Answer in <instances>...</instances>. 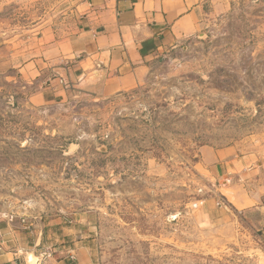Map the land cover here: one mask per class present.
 I'll return each instance as SVG.
<instances>
[{
    "label": "rangeland",
    "instance_id": "1",
    "mask_svg": "<svg viewBox=\"0 0 264 264\" xmlns=\"http://www.w3.org/2000/svg\"><path fill=\"white\" fill-rule=\"evenodd\" d=\"M75 1L0 0V243L84 248L92 264H264L260 231L203 165L205 149L264 142V0L224 1L130 92L31 108L15 67Z\"/></svg>",
    "mask_w": 264,
    "mask_h": 264
},
{
    "label": "crops",
    "instance_id": "2",
    "mask_svg": "<svg viewBox=\"0 0 264 264\" xmlns=\"http://www.w3.org/2000/svg\"><path fill=\"white\" fill-rule=\"evenodd\" d=\"M224 1L76 0L71 19L45 28L36 53L15 67L22 88L33 87L22 101L41 108L130 92L146 82L158 58L204 32ZM203 156L231 204L264 238V142L245 154L205 149ZM31 256L39 264H92L84 248L47 254L13 240L0 243V264H36Z\"/></svg>",
    "mask_w": 264,
    "mask_h": 264
},
{
    "label": "bare ground",
    "instance_id": "3",
    "mask_svg": "<svg viewBox=\"0 0 264 264\" xmlns=\"http://www.w3.org/2000/svg\"><path fill=\"white\" fill-rule=\"evenodd\" d=\"M30 259H31L33 262H36V261H37V258H33L32 256L30 257Z\"/></svg>",
    "mask_w": 264,
    "mask_h": 264
},
{
    "label": "water",
    "instance_id": "4",
    "mask_svg": "<svg viewBox=\"0 0 264 264\" xmlns=\"http://www.w3.org/2000/svg\"><path fill=\"white\" fill-rule=\"evenodd\" d=\"M30 264H32V263H30ZM36 264H39V261H37Z\"/></svg>",
    "mask_w": 264,
    "mask_h": 264
},
{
    "label": "built area",
    "instance_id": "5",
    "mask_svg": "<svg viewBox=\"0 0 264 264\" xmlns=\"http://www.w3.org/2000/svg\"><path fill=\"white\" fill-rule=\"evenodd\" d=\"M61 83L63 84V81H61Z\"/></svg>",
    "mask_w": 264,
    "mask_h": 264
}]
</instances>
